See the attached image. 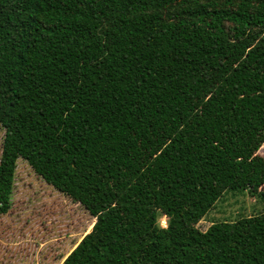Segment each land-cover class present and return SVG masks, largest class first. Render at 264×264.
<instances>
[{
  "label": "trees",
  "instance_id": "16d2710c",
  "mask_svg": "<svg viewBox=\"0 0 264 264\" xmlns=\"http://www.w3.org/2000/svg\"><path fill=\"white\" fill-rule=\"evenodd\" d=\"M0 129V213L22 159L94 219L60 264H264V0H0Z\"/></svg>",
  "mask_w": 264,
  "mask_h": 264
},
{
  "label": "rangeland",
  "instance_id": "374dc122",
  "mask_svg": "<svg viewBox=\"0 0 264 264\" xmlns=\"http://www.w3.org/2000/svg\"><path fill=\"white\" fill-rule=\"evenodd\" d=\"M1 136L0 129V141ZM257 153L264 157V143ZM10 202L0 213V264H60L94 223L82 206L38 178L22 159ZM259 208L247 191L226 193L197 228L204 232L213 221L253 215ZM159 224L165 227L164 217Z\"/></svg>",
  "mask_w": 264,
  "mask_h": 264
}]
</instances>
